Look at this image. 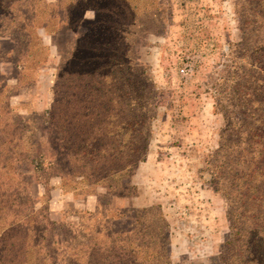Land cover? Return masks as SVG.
Wrapping results in <instances>:
<instances>
[{"label":"rangeland","instance_id":"374dc122","mask_svg":"<svg viewBox=\"0 0 264 264\" xmlns=\"http://www.w3.org/2000/svg\"><path fill=\"white\" fill-rule=\"evenodd\" d=\"M246 3L247 0H0V127L12 135L7 141L15 140L19 146L14 153L20 151L31 158L39 154L40 168L45 170L42 178L27 171L28 167L21 171L24 178H16L9 171L10 180H4L0 172L1 192L5 183L15 186L17 203L11 209L18 214L16 219L24 218L30 209L55 223L48 227L46 236L49 254L41 246L36 250L38 264H78L81 259L73 253L83 248L87 239L104 250L121 246L117 239L122 234L139 238L134 233L139 227L133 211L156 206L171 226L166 244L171 264H216L229 235L225 203L198 171L218 146L224 124L221 105H227L223 90L247 69L264 72L260 54H251L256 64L245 60L248 43L258 38L251 33L242 45ZM133 6L138 16H132ZM100 21L134 24L136 28H129L132 34L127 35L136 43L123 48L132 50L133 58L148 69L154 85L156 113L147 155L129 180L128 197L110 195L103 187L82 188L79 195L65 191L57 171L49 165L57 155L58 135L50 114H44L52 108L63 109L71 87L80 86L70 84L72 79L58 77L70 66L67 67L72 62L71 55L76 53L74 45L79 47L80 56L99 50L98 42L90 39L97 26L91 29L90 25ZM32 42L44 50H34L29 44ZM8 110L10 114L3 117ZM62 116H67L66 108ZM6 117L14 118V122ZM60 117L57 113L52 121L59 123ZM86 122H92V118ZM71 142L67 143L68 149L73 148ZM68 160L74 165L72 158ZM18 182L27 185L22 195ZM90 189L95 193L90 194ZM0 202V215L4 216L8 212L5 197L0 196ZM88 214L96 215L97 228H103L94 242L90 237L97 231L93 229L96 222H91ZM16 233L23 236L22 231ZM29 236L33 237L32 232ZM105 258L98 263L110 264Z\"/></svg>","mask_w":264,"mask_h":264},{"label":"trees","instance_id":"16d2710c","mask_svg":"<svg viewBox=\"0 0 264 264\" xmlns=\"http://www.w3.org/2000/svg\"><path fill=\"white\" fill-rule=\"evenodd\" d=\"M137 10L135 6L132 7V16H138ZM243 11L245 37L242 45L251 33L258 36L253 43H248L245 60L256 64L251 54H260L264 59V38L259 39L260 36L264 37V0H247ZM3 16L5 18L4 13ZM90 26L91 29L97 26L92 30L90 39L98 42L99 50L80 56L79 52L77 54L79 47L74 45L76 53L71 55L72 62L58 78L67 77L72 79L70 84L75 82L80 86L71 87L72 93L63 109L52 108L44 114H50V121L55 124L58 135L57 155L49 165L57 171L56 177L61 189L65 191L71 190L73 194L79 195L82 188L103 187L110 195L118 193V196L128 197L131 188L129 180L138 165L145 162L147 155L151 123L156 113L154 85L148 69L133 58L132 50L123 48L127 45L132 47L136 43L134 37L127 35L132 34L128 29L135 27L134 24L126 26V23L100 21ZM29 44L34 50H44L39 43ZM89 44L87 42L86 46ZM262 71L247 69V72L239 73L235 82L223 90L226 94L223 99L227 105H221L224 124L218 146L204 160V168L198 171L225 203L224 216L229 235L216 264H264ZM226 107L232 110L223 109ZM65 108L67 116L64 118L62 114ZM6 113L9 115L10 110L4 111L3 117ZM57 113L61 116L59 123L52 121ZM89 118H92V122H86ZM4 119L14 122L12 117ZM85 123L91 125L90 130L89 126L85 127ZM6 129L0 127V172L4 180H10L9 171L16 178H24L21 172L24 167L42 178L45 170L40 168L38 162L41 156L38 154L31 158L20 151L14 153L19 146L15 140L7 141L12 135L6 134ZM69 140L72 141V149H68ZM69 157L74 160L75 166L69 162ZM18 183L22 186V195L27 185L24 182ZM2 186L0 184V196L5 197L8 212L4 216L0 215V264H25V261L38 264L36 250L41 246L49 254L46 236L48 227L52 228L55 223L41 215V212L30 209L27 216L16 219L19 216L11 209L17 203L15 186L13 188L5 183V190L1 192ZM94 189H90L93 190L90 194L95 193ZM133 212L139 227L138 230L134 229V233L136 231L139 238L133 239L135 235L122 234L117 239L121 246H111L104 250L97 247V244H90L87 239L84 249L76 248L73 253L75 258L81 259L78 264H100L98 260L104 256L105 262L108 260L110 264H171L166 252L171 226L160 208L156 206ZM88 216H92L88 218L90 221L96 222L93 229L97 231L90 237L94 242L96 234L103 231V228H97L99 222L96 221V215ZM147 217L151 218V222H143ZM18 231L23 232L22 237L17 236ZM31 232L33 237L29 236Z\"/></svg>","mask_w":264,"mask_h":264}]
</instances>
